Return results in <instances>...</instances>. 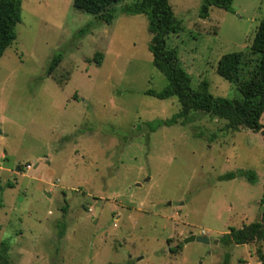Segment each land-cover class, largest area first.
Listing matches in <instances>:
<instances>
[{
	"label": "rangeland",
	"instance_id": "374dc122",
	"mask_svg": "<svg viewBox=\"0 0 264 264\" xmlns=\"http://www.w3.org/2000/svg\"><path fill=\"white\" fill-rule=\"evenodd\" d=\"M133 1L119 0L111 22L72 0L21 1L16 37L0 56V242L15 264H258L264 239L225 243L222 235L260 220L262 135L200 110L148 131L145 121L168 118L180 104L144 93L166 78L152 64L146 16L119 10ZM168 2L182 28L166 46L191 86L205 78L213 96L239 97L216 64L243 51L240 76H248L264 0L211 6L205 18L201 0ZM239 170L253 180L219 178ZM190 234L208 242H184Z\"/></svg>",
	"mask_w": 264,
	"mask_h": 264
},
{
	"label": "trees",
	"instance_id": "16d2710c",
	"mask_svg": "<svg viewBox=\"0 0 264 264\" xmlns=\"http://www.w3.org/2000/svg\"><path fill=\"white\" fill-rule=\"evenodd\" d=\"M22 0H0V56L16 37L15 25L21 18ZM119 0H72L74 8L94 14L104 22H111L117 12L115 4ZM232 0H201L197 10L198 16L205 18L209 14V8L216 6L232 11ZM123 13H142L147 19V29L150 33L148 49L152 55V64L166 78L165 86L155 91L146 89L145 94L159 99L175 96L180 104L172 116L168 118H156L145 121L148 131H154L163 125H171L180 122L184 124L191 111H203L212 116L225 120V127L236 131L239 127H247L251 131H259L264 140V126L261 123V115L264 112V16L260 18L249 50L255 56L253 68L246 78H241V69L247 62L243 51H232L222 54L216 64V72L219 76L234 83L240 96L227 98L213 96L209 92L208 81L204 78L196 85L191 86V76L180 65L177 52L174 48L166 46V35L176 33L182 28L181 20L174 14L168 0H135L119 8ZM89 28V25L81 27L77 35L81 36ZM62 58V53H55L49 63L47 74L57 66ZM96 63L101 60V53L94 55ZM245 176L248 181L253 180L254 173L250 171L227 172L219 176L220 179H230L234 176ZM5 185L11 187L14 182L6 181ZM264 187V185H263ZM2 186L0 185V193ZM264 203V191L260 198ZM1 205V204H0ZM66 210L65 207L62 208ZM64 226V225H63ZM59 231V237L63 233ZM225 243L249 244L264 239V206L260 214V220L243 224L240 227H230L222 235ZM8 246L5 241L0 242V264H15L7 256ZM256 259L264 264V252L256 248ZM238 260L237 264H242Z\"/></svg>",
	"mask_w": 264,
	"mask_h": 264
},
{
	"label": "water",
	"instance_id": "95a60500",
	"mask_svg": "<svg viewBox=\"0 0 264 264\" xmlns=\"http://www.w3.org/2000/svg\"><path fill=\"white\" fill-rule=\"evenodd\" d=\"M15 170L16 171H19V167L16 166L15 167ZM193 240H197V241H200V242H208V239L206 237H203V236H196V235H193V234H190L188 235L185 239H184V242H187V241H193Z\"/></svg>",
	"mask_w": 264,
	"mask_h": 264
},
{
	"label": "crops",
	"instance_id": "0c3cea01",
	"mask_svg": "<svg viewBox=\"0 0 264 264\" xmlns=\"http://www.w3.org/2000/svg\"><path fill=\"white\" fill-rule=\"evenodd\" d=\"M257 263L259 264L260 262H259V261H257Z\"/></svg>",
	"mask_w": 264,
	"mask_h": 264
},
{
	"label": "built area",
	"instance_id": "2783aa9c",
	"mask_svg": "<svg viewBox=\"0 0 264 264\" xmlns=\"http://www.w3.org/2000/svg\"><path fill=\"white\" fill-rule=\"evenodd\" d=\"M27 167H29V165H27Z\"/></svg>",
	"mask_w": 264,
	"mask_h": 264
}]
</instances>
